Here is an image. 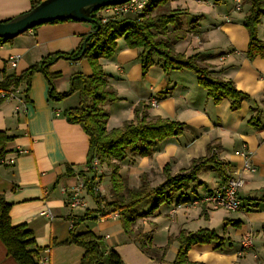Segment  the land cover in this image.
Returning a JSON list of instances; mask_svg holds the SVG:
<instances>
[{
	"label": "crops",
	"instance_id": "1",
	"mask_svg": "<svg viewBox=\"0 0 264 264\" xmlns=\"http://www.w3.org/2000/svg\"><path fill=\"white\" fill-rule=\"evenodd\" d=\"M198 1L201 2L191 14L181 1L169 0L170 10L180 9L179 17L169 28L177 26L186 33L185 39L175 44V50L186 56L197 54L213 75L232 80L246 98L238 109H232L226 98L215 104L189 70L165 73L155 64L143 74L140 49L129 48L123 38L119 39L113 57L100 59L108 85L118 96V100L103 105L108 113L107 129L114 107L121 110L114 120L122 126L127 121H136L134 108L140 103L148 104L149 116L185 124L181 135L156 143L151 155L129 154L120 163L123 164L119 174L129 188H137L142 176L155 187L166 179V165L171 176L186 172L194 159L210 155V144L218 146L213 153L228 164L227 177L242 168L244 160L239 154L242 146H246L255 171H241L244 183L238 196L242 206L236 211L228 210L235 214L225 215L222 232L209 224L197 225L201 218L210 222L212 211L217 210L208 203H176L179 194L190 201L224 182L211 166L199 171L187 189L172 194L171 202L136 217L133 227L150 237L144 240L146 245L166 247L158 259L144 252L140 243L124 232L119 218L86 219L76 224V232L88 229L102 237L105 248L115 251L123 264H172L179 248L180 231L202 228L214 229L224 239L192 244L187 252L188 261L264 264V58L246 56L249 36L243 18L249 9L247 0H243L238 11L234 5L223 6L224 0ZM31 7L32 0H0V21L10 20ZM193 19L196 21L192 22ZM93 26L94 23L76 20L48 22L1 43L0 81L3 76L21 74L49 54L76 50L93 32ZM257 35L264 40V17L260 18ZM11 58L16 60L15 67L9 65ZM47 71L54 75L55 92L65 93L71 77L77 73L90 74L91 67L86 59L59 58ZM26 87L22 82L13 88L19 90L17 99L0 100V132L11 138L0 147V195L10 204L11 226L32 232L38 264H79L84 248L63 241L70 235L75 216L83 215L85 210L70 208L67 195L61 191L62 187L75 183L77 172L86 169L89 137L79 124L69 122L64 115L65 110L78 106L79 95L74 92L61 99L50 98L43 72L32 75L25 93ZM20 149L28 151L17 154ZM11 158L14 162L7 163ZM94 208L96 205L88 209ZM192 224L196 229H191ZM248 233L253 236V245L242 250L240 240ZM0 264H18L1 239Z\"/></svg>",
	"mask_w": 264,
	"mask_h": 264
},
{
	"label": "trees",
	"instance_id": "2",
	"mask_svg": "<svg viewBox=\"0 0 264 264\" xmlns=\"http://www.w3.org/2000/svg\"><path fill=\"white\" fill-rule=\"evenodd\" d=\"M42 1L32 0L31 8ZM247 3L249 9L243 18V25L249 36L246 56L249 59H254L257 56L264 58V40H260L257 35L260 18L264 17V0H247ZM174 11L177 10L169 8V0H151L138 18L132 16L109 17L105 22L95 19L99 27L97 28L94 24L93 32L87 35L84 51H82L83 43H81L72 52L49 54L21 74L6 75L0 81V91L6 93L25 82L26 93L29 90L32 75L35 72H43L49 83L50 98L61 99L74 92L79 95L78 106L65 110L64 115L69 122L79 124L89 137L86 169L94 174L92 173L85 183L87 193L93 197L96 205L94 209H85L83 215L75 216V222L70 228V235L63 241V243L76 244L84 248L85 251L79 264H123L115 251L105 248L102 237L88 229L80 232L75 231L77 223H82L86 219L98 220L100 219L99 213H102L101 216L108 214L103 212L100 207L101 203L117 211L124 232L135 238L144 252L158 259L165 253L166 247L158 249L146 245L144 240L147 241L150 237L143 235L139 229L133 228L136 217L148 215L161 204L171 202L172 194L187 189L189 184L196 180L198 172L207 166H211L223 178V181L227 179L228 164L216 157L213 151L218 146L211 144L208 145L210 155L194 159L190 170L186 172L171 176L167 172L166 165L164 167L166 179L155 187H151L142 176L141 184L137 188H129L126 179L119 174L120 163L126 159L129 153L137 156H149L153 153V146L156 143L181 135L185 128V124L180 121L160 116H149L148 104L140 103L134 108L136 121H127L120 127L107 129L108 113L104 110L103 105L118 100V96L115 90L108 85L107 74L100 59L113 57L119 39L123 38L129 48L140 49L138 57L143 74L155 64H159L165 73L171 70H189L194 73L198 85L206 90L207 96L215 104L226 98L230 101L232 109H238L242 100L246 98V95L235 87L232 80L213 75L206 65L198 62L197 54L185 56L175 50V44L185 39L186 33L177 26L169 28V25H173L176 21L177 12ZM66 20L72 19L51 22ZM193 21L196 20L193 19ZM7 40L0 38V44ZM59 58L72 61L86 59L91 67L90 74H74L70 79V88L65 93L55 92L52 82L54 75H50L47 71L48 66ZM0 100L2 99L0 98ZM10 139L5 133L0 132V147ZM94 159L98 164L106 165L110 169L111 200L109 201L99 191L92 190L93 184H96V170L92 167ZM80 174L85 175L84 172H80ZM153 197L155 198L154 203L148 212L140 214L134 212L135 207L142 201ZM195 199L189 201L183 194H179L176 203H192ZM9 210L10 204L0 195V239L7 253L18 264H38L35 259L38 251L33 248L35 240L32 232L24 227L11 226ZM223 239L214 229L202 228L194 232L182 230L177 237L179 248L172 264H203L188 261L189 247L192 244Z\"/></svg>",
	"mask_w": 264,
	"mask_h": 264
},
{
	"label": "built area",
	"instance_id": "3",
	"mask_svg": "<svg viewBox=\"0 0 264 264\" xmlns=\"http://www.w3.org/2000/svg\"><path fill=\"white\" fill-rule=\"evenodd\" d=\"M151 0H127L124 3L116 4V5H108L102 8H99L95 12H93L92 16L95 19L101 20L105 22L108 20L109 17H139L142 15L144 10L146 9L147 5ZM198 1V0H197ZM234 1V8L235 10H240L243 0H233ZM140 20V19H139ZM9 65L15 67L16 60L15 58H11L9 60ZM18 89H12L10 92L6 93L4 91H0V98L1 99H17L18 98ZM153 104H156V101L153 100ZM28 150L20 149L16 153L23 154L27 153ZM240 156L243 158L244 162L242 168L240 170H234L231 172L227 179L218 185L215 188L208 190L205 194L200 197H197L192 203L194 205L198 204L199 202L208 203L213 209H225L230 211L239 210L242 206L241 199L238 196V191L242 187L244 183V179L241 176V171L247 170L250 172L255 171L254 165L251 164L249 158V152L246 149V146H242L241 150L239 151ZM14 162V159H8L7 163L11 164ZM98 166V162L96 159L92 161V167L96 169ZM87 171V170H86ZM89 172V171H88ZM91 176H83L80 172L75 174V183L69 187H62V193L67 195V204L72 209L77 210H85L88 208L87 201L83 196L84 192H87L86 188V179ZM97 181L98 178L96 177L95 182L93 184L92 190L97 192ZM100 207H103V203L100 204ZM103 212H107L106 216H101L102 213H99L100 220L110 217V218H118V212L112 208L107 210H103ZM74 220L71 222L73 223ZM73 225V224H72ZM70 225V228L72 227ZM241 248L247 249L253 245L252 236L250 233L244 235L240 240ZM47 261V257L43 258V262Z\"/></svg>",
	"mask_w": 264,
	"mask_h": 264
},
{
	"label": "water",
	"instance_id": "4",
	"mask_svg": "<svg viewBox=\"0 0 264 264\" xmlns=\"http://www.w3.org/2000/svg\"><path fill=\"white\" fill-rule=\"evenodd\" d=\"M125 1L127 0H43L10 20L0 21V38L11 39L38 25L61 19L90 22L98 28L99 24L92 16L93 12ZM87 39L88 36L83 41L82 51L86 48Z\"/></svg>",
	"mask_w": 264,
	"mask_h": 264
},
{
	"label": "rangeland",
	"instance_id": "5",
	"mask_svg": "<svg viewBox=\"0 0 264 264\" xmlns=\"http://www.w3.org/2000/svg\"><path fill=\"white\" fill-rule=\"evenodd\" d=\"M178 1L179 2L181 1L183 4H185L190 9L189 12L191 14H194L192 12L197 9V7H198L197 4L201 2V1H196V0H178ZM224 2H226V3L223 6L228 7V8L231 5H234V1L233 0H224ZM179 11H180V9L179 10L177 9V11H174V12H177L176 19L180 15V12ZM196 16H199V15L196 14ZM189 56H191V55H189ZM197 61L200 62L198 59H197ZM217 77H219V76H217ZM117 113H121V110L114 107L112 109L111 119L108 122V128L109 129L115 128V127H117V126L120 125V124H116V122L114 120L115 119L114 116H116L115 114H117ZM130 155L128 157H130ZM122 164H120V166H122ZM86 170L87 169H85V171H84L85 176H91L93 172L91 173V172H88ZM95 170H96V177L98 178V181H97L98 190H99V192L101 194H103V196L105 197V199L109 201V200H111V194H110V175H109L110 174V169L106 165H100V164H98V166L96 167ZM211 176H213V177L216 178V176H214L213 173H211ZM153 185H157V184H153ZM83 196L85 197L86 201L88 202L87 203L88 208L95 207V202H94L95 200L93 199V197L89 193L84 192L83 193ZM154 199L155 198L153 197V198H148V199L142 201L138 206L135 207L134 212L137 213V214L138 213L148 212L150 210V208L152 207L153 203H154ZM101 208H102V210L105 211L109 207L103 205V207H101ZM226 214H228V215L229 214L234 215L235 213H230L228 210H225V209H217L215 211H212L211 217H210L211 218L210 219V222H207L206 219L201 218V219H199L200 222L197 225L200 226V227H207V225L209 224L210 227L211 228H215V230L217 232H220V231L222 232L221 228L223 226L224 217H225ZM191 229H196V227L194 226V224H192ZM191 232H194V231H191ZM252 239H253V236H252ZM252 242H253V240H252Z\"/></svg>",
	"mask_w": 264,
	"mask_h": 264
}]
</instances>
